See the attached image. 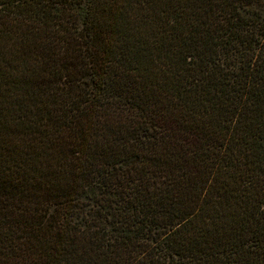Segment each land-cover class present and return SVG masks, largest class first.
I'll list each match as a JSON object with an SVG mask.
<instances>
[{"label": "trees", "instance_id": "trees-1", "mask_svg": "<svg viewBox=\"0 0 264 264\" xmlns=\"http://www.w3.org/2000/svg\"><path fill=\"white\" fill-rule=\"evenodd\" d=\"M0 264H264V0H0Z\"/></svg>", "mask_w": 264, "mask_h": 264}]
</instances>
